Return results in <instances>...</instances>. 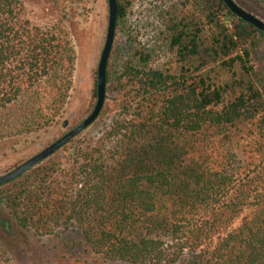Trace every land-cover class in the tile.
<instances>
[{"label":"trees","instance_id":"obj_1","mask_svg":"<svg viewBox=\"0 0 264 264\" xmlns=\"http://www.w3.org/2000/svg\"><path fill=\"white\" fill-rule=\"evenodd\" d=\"M171 1L150 49L128 38L132 2L117 0L128 45L107 91L120 112L109 143L86 149L81 181L59 189L56 166L39 168L0 203L36 234L77 226L106 263L264 264V34L221 0ZM76 62L63 26H34L21 0H0V142L60 118Z\"/></svg>","mask_w":264,"mask_h":264},{"label":"rangeland","instance_id":"obj_2","mask_svg":"<svg viewBox=\"0 0 264 264\" xmlns=\"http://www.w3.org/2000/svg\"><path fill=\"white\" fill-rule=\"evenodd\" d=\"M21 1L25 7L26 17L34 26L51 29L61 25L65 28L73 42L77 62L70 99L60 118L43 131L0 142V177L54 144L79 126L93 112L97 102L98 64L108 26L107 0ZM233 1L264 22V4L261 1ZM131 2L132 7L125 26L127 36L129 34L128 38L134 40L137 46L152 49L158 33L162 30L159 16L172 6L173 1L131 0ZM180 5L181 0H177V6ZM127 45L126 35L118 27L108 64L110 69L120 54L124 55ZM165 62L164 57L156 54L152 65L154 68H161ZM254 65L264 69V39L257 58H254ZM119 112L117 94L108 90L104 108L97 121L53 156L22 176L20 180H24L39 168L56 166L57 173L49 179V185L60 189L67 188L70 182L81 181V178L75 175L78 173L84 154L97 149L103 140L104 143H109L107 135L111 131L112 120ZM87 148L89 151H86ZM64 173L70 174L64 175ZM33 182L34 179H31V183ZM8 185L2 188H7ZM73 187L75 188V185ZM0 214L13 226V235H8L0 229V248L6 255L0 253V264H113L104 262L86 248L77 226L61 224L50 234L41 235L33 230L21 228L1 203ZM239 222L235 226H238ZM190 263L191 258L186 256L178 262V264Z\"/></svg>","mask_w":264,"mask_h":264},{"label":"water","instance_id":"obj_3","mask_svg":"<svg viewBox=\"0 0 264 264\" xmlns=\"http://www.w3.org/2000/svg\"><path fill=\"white\" fill-rule=\"evenodd\" d=\"M108 1V26L106 32V39L104 47L100 56L98 70H97V82H96V97L97 102L93 112L90 116L84 120L79 126L72 129L54 144L25 162L23 165L19 166L10 173L0 177V188L10 184L11 182L21 178L45 160L53 156L64 146L69 144L73 139H75L79 134L91 127L99 118L107 96V69L109 64V59L113 49V45L116 38L117 30V20H118V2L117 0H107ZM231 13L236 16L239 20L253 26L256 30L264 34V22L255 17L254 15L248 13L241 7H239L233 0H221ZM0 229H2L6 234L13 235L12 223L0 214Z\"/></svg>","mask_w":264,"mask_h":264}]
</instances>
